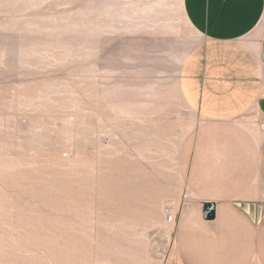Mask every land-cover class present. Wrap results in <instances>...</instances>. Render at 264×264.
Masks as SVG:
<instances>
[{"label":"rangeland","instance_id":"rangeland-1","mask_svg":"<svg viewBox=\"0 0 264 264\" xmlns=\"http://www.w3.org/2000/svg\"><path fill=\"white\" fill-rule=\"evenodd\" d=\"M186 14L183 0H0V264H233L232 226L264 233L260 203L216 212L192 184L231 125L181 95L202 40Z\"/></svg>","mask_w":264,"mask_h":264},{"label":"crops","instance_id":"crops-1","mask_svg":"<svg viewBox=\"0 0 264 264\" xmlns=\"http://www.w3.org/2000/svg\"><path fill=\"white\" fill-rule=\"evenodd\" d=\"M183 3L202 40L183 60L181 95L208 124L231 125L229 131L207 138L216 150L201 149L200 181L192 184L199 183L202 194H216L210 201L216 212L251 202L264 209V0ZM245 116L249 120L240 121ZM204 142L201 138V146ZM232 227L233 264H251L253 253L264 249V233L241 234L239 221Z\"/></svg>","mask_w":264,"mask_h":264},{"label":"water","instance_id":"water-1","mask_svg":"<svg viewBox=\"0 0 264 264\" xmlns=\"http://www.w3.org/2000/svg\"><path fill=\"white\" fill-rule=\"evenodd\" d=\"M205 217L207 219L215 218V204L214 203H209L208 205H206Z\"/></svg>","mask_w":264,"mask_h":264},{"label":"built area","instance_id":"built-area-1","mask_svg":"<svg viewBox=\"0 0 264 264\" xmlns=\"http://www.w3.org/2000/svg\"><path fill=\"white\" fill-rule=\"evenodd\" d=\"M172 219H173V216L171 215V216H170V220H172Z\"/></svg>","mask_w":264,"mask_h":264},{"label":"bare ground","instance_id":"bare-ground-1","mask_svg":"<svg viewBox=\"0 0 264 264\" xmlns=\"http://www.w3.org/2000/svg\"><path fill=\"white\" fill-rule=\"evenodd\" d=\"M115 167V166H114ZM128 185H126V187H127ZM134 199V198H133ZM122 204H123V202H122ZM128 205V204H127ZM131 205V204H130ZM136 218V217H135Z\"/></svg>","mask_w":264,"mask_h":264}]
</instances>
